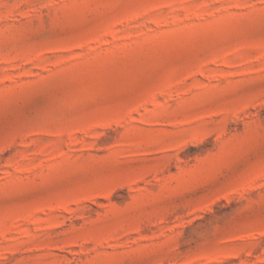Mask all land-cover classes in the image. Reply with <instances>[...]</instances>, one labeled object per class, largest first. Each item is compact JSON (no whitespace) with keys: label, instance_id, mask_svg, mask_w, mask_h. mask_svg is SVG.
Returning a JSON list of instances; mask_svg holds the SVG:
<instances>
[{"label":"rangeland","instance_id":"374dc122","mask_svg":"<svg viewBox=\"0 0 264 264\" xmlns=\"http://www.w3.org/2000/svg\"><path fill=\"white\" fill-rule=\"evenodd\" d=\"M0 264H264V0H0Z\"/></svg>","mask_w":264,"mask_h":264}]
</instances>
